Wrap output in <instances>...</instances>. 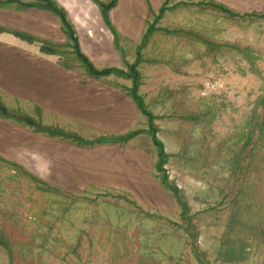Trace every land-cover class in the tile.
<instances>
[{
	"label": "rangeland",
	"instance_id": "obj_1",
	"mask_svg": "<svg viewBox=\"0 0 264 264\" xmlns=\"http://www.w3.org/2000/svg\"><path fill=\"white\" fill-rule=\"evenodd\" d=\"M8 1L0 38L60 46L109 125L0 96V264H264V0H54L105 77Z\"/></svg>",
	"mask_w": 264,
	"mask_h": 264
},
{
	"label": "crops",
	"instance_id": "obj_2",
	"mask_svg": "<svg viewBox=\"0 0 264 264\" xmlns=\"http://www.w3.org/2000/svg\"><path fill=\"white\" fill-rule=\"evenodd\" d=\"M61 58L42 54L38 46L22 40L0 38V96L77 119L86 126H108L104 117L94 123L98 106L93 93L85 94L94 91L74 83L62 68Z\"/></svg>",
	"mask_w": 264,
	"mask_h": 264
},
{
	"label": "trees",
	"instance_id": "obj_3",
	"mask_svg": "<svg viewBox=\"0 0 264 264\" xmlns=\"http://www.w3.org/2000/svg\"><path fill=\"white\" fill-rule=\"evenodd\" d=\"M0 2H3L4 4H7V2H10L8 0H0ZM19 9H30V8H36L40 10H45L53 14L56 18H58L60 25H61V30L65 34L67 40L69 41L70 44V49H71V55L75 57L77 62L80 64V66L84 69L85 73L89 76L93 77H105V76H110L112 74H122L124 75V72H118L114 68H105L103 70H98L94 67L93 63L89 60V58L82 53L80 50V46L78 43V39L75 33V30L73 28L72 23L68 19V15L66 11L59 6L54 0H35L34 2L31 3H20L15 1ZM116 0H110L106 4H99L100 9L102 11V16L107 23V16L109 11L115 6ZM222 10L226 11L224 8H221ZM227 12V11H226ZM15 34V33H14ZM17 34V35H16ZM15 35L20 38L23 41H26L28 43H39V51L42 54L46 55H64L61 53L57 52V49L60 48L58 45H52L48 47L47 44L43 42L37 41L35 38H33L30 35L24 34V33H16ZM73 57V58H74ZM131 77L133 79L134 85H133V99L138 102V107H142L140 103V98L136 95V82L138 80V73L134 70V68H131ZM129 78H131L128 75ZM0 117L2 118H13L12 116L9 115L7 109L1 104L0 102ZM23 119V124L30 128H34L38 132H46V129H43L37 122L34 120L24 117ZM19 121V120H18ZM152 142L155 146H157L160 149V154L162 153V148L159 144V142L156 139L155 133L152 134Z\"/></svg>",
	"mask_w": 264,
	"mask_h": 264
}]
</instances>
